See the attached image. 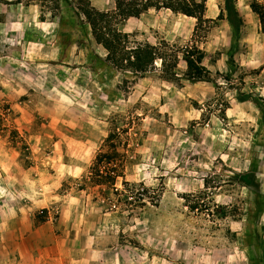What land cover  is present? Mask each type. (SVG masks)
Here are the masks:
<instances>
[{
	"label": "rangeland",
	"instance_id": "rangeland-1",
	"mask_svg": "<svg viewBox=\"0 0 264 264\" xmlns=\"http://www.w3.org/2000/svg\"><path fill=\"white\" fill-rule=\"evenodd\" d=\"M19 1L32 6L25 14L26 35L22 23L17 25L13 17L0 49V188L5 184L9 192L19 193V187L31 186L33 178L53 177L54 156L63 153L71 139L86 137L94 141L95 154L90 165L87 159L75 188H88L87 194L98 190L106 205L136 210L132 215L138 220L153 217L152 230L169 235L171 241L205 250L217 248L218 264H225L226 258H230L228 264H262L261 237L256 238L254 231L263 195L225 186L209 196L212 207L237 205L246 217L239 222L226 218L227 214L210 222L211 218L189 212L185 205L192 204L191 196L203 188L201 176L226 179L231 176L229 169L260 168L264 145L249 143L260 114L251 101L238 104L235 97L245 93L264 99V35L254 30L244 34L241 27L235 39L225 15L214 27L197 29L196 19L150 10L119 29L152 45L159 40L181 48L195 45L204 53L207 77L192 83L163 79L151 71L136 78L103 63L105 52L64 0L54 18L45 0ZM88 1L98 11L112 10L115 2ZM252 2L264 7V0H236V7L244 4L252 12ZM205 7L204 18L215 21L223 11V0H207ZM238 9L242 11L241 6ZM113 126L118 135L111 140ZM226 132L230 135L227 150ZM112 150L116 158L94 168L96 157L110 156ZM96 170L109 181L94 184L100 180ZM168 176L190 180L197 190L186 202L180 193L170 200L164 186ZM69 182L64 178L59 195ZM222 238L228 239L230 252Z\"/></svg>",
	"mask_w": 264,
	"mask_h": 264
},
{
	"label": "crops",
	"instance_id": "crops-1",
	"mask_svg": "<svg viewBox=\"0 0 264 264\" xmlns=\"http://www.w3.org/2000/svg\"><path fill=\"white\" fill-rule=\"evenodd\" d=\"M2 1L0 49L1 44L6 41V31L13 22V17L18 20L17 25L22 23L25 37V14L32 7L23 6L19 0ZM240 6L242 11L238 10L243 19V33L254 30L255 33L264 35L258 17L246 9L244 4L237 3V7ZM261 96L264 98V95ZM253 106L260 117L253 126L255 135L249 138V143L264 145L261 112L254 104ZM227 134L228 132L223 137L226 138V150L230 139ZM78 144L82 146L79 147ZM95 148L92 139H71L66 143L65 151L57 153L53 158L57 161L53 177L33 178L31 186L19 187V193L9 192L8 187L3 184L0 188V264H218L217 248L205 250L187 247L185 242L171 241L169 235L152 230L153 217L141 216L140 219L145 221L141 223L136 215H132L136 210L106 205L98 190L92 189L87 194L85 189L88 188H75L74 182L82 178L87 159L90 165L94 158ZM63 158L66 162H61ZM260 158V168L258 171L255 168L254 170L259 181V195L264 196V154ZM201 177L199 183L206 176ZM64 178L71 179V182L67 183L68 186L59 195ZM164 186L170 200L179 193L183 194L180 197L182 200L184 195H190L192 190H197V185H192L190 180L175 176L166 177ZM260 208L264 209V204ZM263 209L256 233L261 237L259 257L264 264ZM245 218L243 216L241 220L244 221ZM222 244L227 247L228 239L222 238ZM226 250L231 251L229 248ZM223 261L228 264L230 258ZM254 263L252 261L249 264Z\"/></svg>",
	"mask_w": 264,
	"mask_h": 264
},
{
	"label": "trees",
	"instance_id": "trees-1",
	"mask_svg": "<svg viewBox=\"0 0 264 264\" xmlns=\"http://www.w3.org/2000/svg\"><path fill=\"white\" fill-rule=\"evenodd\" d=\"M45 1L49 4L51 18H54L53 13L60 9L62 0ZM64 1L73 10L75 17L89 27L90 37L94 44L105 52L103 63L118 73H128L136 78H143L151 71H157L163 79L173 78L179 80L183 78L193 83L205 81L207 71L202 65L204 53L197 49L195 45L181 48L170 45L165 40H159L154 45L147 41H140L137 34L125 33L119 29L126 21L138 19L150 10H167L175 15L196 19L197 29L203 25H207V29H210L225 15L235 39H237L243 24L236 7V0H223V11L215 21L204 18L207 0H115L114 8L109 11L96 10L88 0ZM249 7L258 16L261 32L264 34V7L256 2H252ZM228 57L229 61H232V54H229ZM157 63H159V66H157ZM181 68L183 70L182 74L180 73ZM180 75L181 77H179ZM235 99L238 103L251 101L261 112V122L264 127V99L245 93H237ZM116 131L117 127L115 126L109 130V139L112 140L118 135ZM111 147L113 148L114 145H111ZM112 152L110 156H97L94 168L97 167L98 169L104 160H114L117 153L114 150ZM229 171L231 176L226 179H222L218 175L204 177L202 181L203 188L197 192V195L191 196L190 194L183 197L185 202L190 199V196L193 198L192 204L185 205V207L188 206L189 212H197V215L209 217L211 218L210 222H214V216L220 214H227L226 218H231L234 222L241 220L242 214L237 205L230 202L224 205L214 204L212 207L209 196L216 195L214 192L222 190L225 186L229 187L230 191L245 189L260 194L259 181L254 168L244 172L231 169ZM95 175L100 180L95 181L94 184L104 185L105 180L106 182L109 181L107 176L106 178L100 176L98 170H96ZM207 199L208 201H206ZM139 206L144 207V204L139 203ZM254 236L257 238L256 232ZM259 247H261L260 240ZM254 264L259 263L255 261Z\"/></svg>",
	"mask_w": 264,
	"mask_h": 264
}]
</instances>
